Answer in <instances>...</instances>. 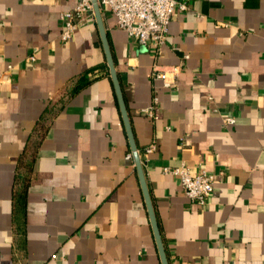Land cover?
Masks as SVG:
<instances>
[{
    "label": "crops",
    "instance_id": "crops-1",
    "mask_svg": "<svg viewBox=\"0 0 264 264\" xmlns=\"http://www.w3.org/2000/svg\"><path fill=\"white\" fill-rule=\"evenodd\" d=\"M79 1L0 0V264H162L95 15L61 40ZM102 13L169 263L264 264V0H188L159 53Z\"/></svg>",
    "mask_w": 264,
    "mask_h": 264
},
{
    "label": "built area",
    "instance_id": "built-area-1",
    "mask_svg": "<svg viewBox=\"0 0 264 264\" xmlns=\"http://www.w3.org/2000/svg\"><path fill=\"white\" fill-rule=\"evenodd\" d=\"M98 1L102 9L110 10L116 16L119 28L125 30L137 42L148 45L155 53H159L168 40L169 24L176 10L188 7V0ZM92 15H94L92 0H80L73 9L62 12L61 40L69 41L78 24ZM31 59H35V56L32 55ZM181 69L182 63L167 68L155 63L152 76L156 80H161L164 87L175 88ZM158 105L159 98L155 95L152 104L145 110L146 113L152 115ZM224 120L226 123H234L236 119L228 116ZM154 148L155 145L151 144L146 148V152H151ZM132 157L133 154L128 153V158ZM163 172L178 177L186 195L199 205L208 202L217 179L215 173L206 169H201L198 173L193 172L184 162L177 167L165 166Z\"/></svg>",
    "mask_w": 264,
    "mask_h": 264
},
{
    "label": "water",
    "instance_id": "water-1",
    "mask_svg": "<svg viewBox=\"0 0 264 264\" xmlns=\"http://www.w3.org/2000/svg\"><path fill=\"white\" fill-rule=\"evenodd\" d=\"M92 4H93V10H94V15H95V19L96 22L98 24V28H99V32H100V37L102 40V44H103V48H104V52L106 55V59L109 65V69H110V74L112 77V81L114 84V88L116 91V95H117V99H118V103L120 106V110H121V114H122V119L124 122V126L128 135V139L130 142V146L133 152V158L135 161V166L138 172V176L140 178V182H141V186H142V190H143V194H144V198H145V202L147 205V209L149 212V216H150V220L152 223V227H153V231L155 234V238L157 241V246L160 252V256H161V260H162V264H170L169 263V258L167 256L166 253V249H165V245H164V241L162 238V234H161V230H160V226L158 223V218L156 215V211L154 208V203L150 194V190L148 187V183L146 180V175H145V171H144V165H143V160L141 158L139 149H138V145H137V141H136V137L134 134V130H133V126H132V121L130 118V114H129V110H128V106L124 97V93H123V89H122V85L120 82V78L116 69V65H115V59H114V54L112 51V47L110 45V41L108 38V33L106 31V27H105V23H104V18H103V13H102V8L101 5L99 3L98 0H92Z\"/></svg>",
    "mask_w": 264,
    "mask_h": 264
},
{
    "label": "trees",
    "instance_id": "trees-1",
    "mask_svg": "<svg viewBox=\"0 0 264 264\" xmlns=\"http://www.w3.org/2000/svg\"><path fill=\"white\" fill-rule=\"evenodd\" d=\"M26 187H27V185H26ZM26 190H27V189H26ZM25 192H26V191L23 190L21 193H18V195H17L16 197H17L18 199L21 198V197L23 198L24 195H25ZM22 198H21V199H22Z\"/></svg>",
    "mask_w": 264,
    "mask_h": 264
}]
</instances>
